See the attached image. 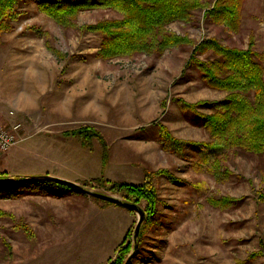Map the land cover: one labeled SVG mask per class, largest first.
<instances>
[{
    "label": "rangeland",
    "instance_id": "obj_1",
    "mask_svg": "<svg viewBox=\"0 0 264 264\" xmlns=\"http://www.w3.org/2000/svg\"><path fill=\"white\" fill-rule=\"evenodd\" d=\"M205 11L169 23L165 30L186 41L160 53L144 42L105 53L107 36L93 27L124 15L103 7L57 19L25 0L4 22L0 62L20 69L16 90L39 97L41 108L11 111L30 137L0 167L120 199L112 182L143 184L150 172L157 199L154 209L137 204L146 219L135 241L139 215L124 207L66 186L2 192L0 264H125L130 256V264H264V152L210 139L204 116L227 92L186 68L213 38L263 53L264 0L243 2L238 32Z\"/></svg>",
    "mask_w": 264,
    "mask_h": 264
},
{
    "label": "trees",
    "instance_id": "obj_2",
    "mask_svg": "<svg viewBox=\"0 0 264 264\" xmlns=\"http://www.w3.org/2000/svg\"><path fill=\"white\" fill-rule=\"evenodd\" d=\"M25 0H0V31L7 19L17 17L16 9ZM57 19L72 17L80 11L107 8L124 15L123 20H106L93 27L107 36L103 43L105 53H113L127 43H142L148 50L157 51L180 45L186 39L169 33L165 27L174 21H189L195 9H206L205 16L226 29L238 32L239 17L245 0H35ZM6 29H8L6 27ZM133 30V31H130ZM230 47L217 38L205 40L192 51L186 68L199 69L207 84L227 92L224 100L211 104L212 113L204 116L210 139L225 143L255 155L264 152V52ZM160 51V52H158ZM209 52L206 62L198 55ZM118 53V52H117ZM195 105H188L192 110ZM10 174L0 167V193L23 191L36 186L56 185L51 182H25L21 176L14 182H4ZM100 182V181H99ZM111 191L124 201L154 209L157 199L152 174L146 172L143 184L111 183ZM19 193V192H13ZM97 199V198H96ZM106 202V201H105ZM111 204L109 202H106ZM115 264V263H114ZM116 264H123L120 260Z\"/></svg>",
    "mask_w": 264,
    "mask_h": 264
},
{
    "label": "crops",
    "instance_id": "obj_3",
    "mask_svg": "<svg viewBox=\"0 0 264 264\" xmlns=\"http://www.w3.org/2000/svg\"><path fill=\"white\" fill-rule=\"evenodd\" d=\"M12 61V60H11ZM7 59L2 60L0 62V73H5L6 77L8 75V80L9 82H6L7 80L1 82L0 84V90L4 89L6 87V83H8V86L11 88V90L8 91V93L3 92L1 93L2 95L0 96V119L4 122L7 123H12L15 122V118L10 115V112L13 110L15 112H28L30 110H38L40 109V103H39V97L35 99L34 97L30 98L31 94L27 96L25 99V96L21 93L22 91H17L16 88H19V85L17 84L18 82V74L17 72L20 70L17 66L9 68V64H7ZM10 65H16L14 62L11 63ZM7 67V68H6ZM21 89V88H20ZM24 96V97H23ZM35 96V95H34ZM32 102V103H31ZM35 103V105L30 108V104ZM26 129V128H25ZM26 131L23 130L22 132V142L19 144L23 143L27 138L30 136L25 135ZM18 144V145H19ZM4 156V153L0 152V157ZM28 173H18V176H27ZM49 173H47L48 175Z\"/></svg>",
    "mask_w": 264,
    "mask_h": 264
},
{
    "label": "water",
    "instance_id": "obj_4",
    "mask_svg": "<svg viewBox=\"0 0 264 264\" xmlns=\"http://www.w3.org/2000/svg\"><path fill=\"white\" fill-rule=\"evenodd\" d=\"M16 177L18 176H9L8 178H6L4 180V182H14ZM23 181L25 182H51V183H56L58 185L61 186H66L70 189H73L79 193H82L84 195L93 197V198H97L106 202H109L111 204L117 205V206H121L124 207L126 209H128L129 211L138 214L139 215V220L135 229V241H138V237L140 234V230L142 227L143 222L146 219V212L145 210L141 209L136 203H130L127 201H124L123 199L117 198V197H113V196H108L102 193H98L95 192L93 190H89L77 183H73L64 179H60L58 177H54L51 175H37V176H21ZM138 245L136 244V249H137ZM131 259L132 256H130V258L126 261L125 264H130L131 263Z\"/></svg>",
    "mask_w": 264,
    "mask_h": 264
},
{
    "label": "built area",
    "instance_id": "obj_5",
    "mask_svg": "<svg viewBox=\"0 0 264 264\" xmlns=\"http://www.w3.org/2000/svg\"><path fill=\"white\" fill-rule=\"evenodd\" d=\"M10 114L14 115V112ZM23 130L22 122L7 123L0 119V152L7 153L22 142Z\"/></svg>",
    "mask_w": 264,
    "mask_h": 264
}]
</instances>
